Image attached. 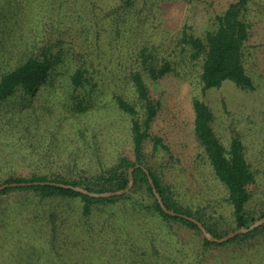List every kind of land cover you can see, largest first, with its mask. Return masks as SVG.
Instances as JSON below:
<instances>
[{"label": "rangeland", "instance_id": "rangeland-1", "mask_svg": "<svg viewBox=\"0 0 264 264\" xmlns=\"http://www.w3.org/2000/svg\"><path fill=\"white\" fill-rule=\"evenodd\" d=\"M231 2L0 0V12L4 16L7 12V17L0 15L2 52L8 45L20 50L21 43L46 42L61 58L30 99L29 126L16 119L19 130L0 132V183L10 175L27 176L36 170L25 152H51L50 160L42 165L43 174L89 183L116 166L122 156L133 158L131 117L117 99L133 104L144 118V105L131 81V74L140 71L149 83L152 100L159 104L152 136L162 138L169 152L158 147L157 155L154 138L146 150L153 165L164 169L165 180L172 185L170 197L194 214L206 212L210 219L203 220L223 236L218 239L235 231L227 189L215 177L195 136L193 101L200 99L211 108L215 132L224 146L228 148L235 137L243 142L257 179L250 188L248 208L258 216L264 210V0H252L245 19L251 26L243 49V61L253 80L250 89L226 81L204 90L203 60L193 58L184 39L191 33L204 35ZM145 61L160 66L168 62L171 68L163 78L152 81L144 70ZM82 68L87 81L74 88L70 78ZM2 157L12 160L5 163ZM14 194L0 196V207L12 204L23 214L26 203ZM36 202L48 215L57 212L63 228L55 240L50 219L34 227L35 215L25 211L29 218L23 215L24 220L16 222L9 245L2 246L8 241L0 233V264H264V237L202 253L203 238L210 240L203 231L199 234L164 222L153 209L134 210L127 200L102 211L95 207L88 229L78 218L83 213L79 198ZM3 216L0 213V219ZM34 232L48 242L34 240Z\"/></svg>", "mask_w": 264, "mask_h": 264}, {"label": "trees", "instance_id": "trees-1", "mask_svg": "<svg viewBox=\"0 0 264 264\" xmlns=\"http://www.w3.org/2000/svg\"><path fill=\"white\" fill-rule=\"evenodd\" d=\"M251 1L234 0V2H231L227 6L225 11L218 13L214 17L212 28L204 35L195 36L191 33L184 38L186 44L189 45L193 52V58H201L203 60L201 82L204 90L219 87L226 81H231L243 89L253 87V80L247 73L243 61V49L251 35V26L245 20ZM11 8L12 6L9 7V10ZM0 15L7 17L6 10L5 16L4 12H0ZM42 20H40V25L44 24ZM21 44L23 48L20 50H16L9 45L7 48H4V52L0 50V132L8 131V133H13L19 130L21 126L17 125V120L29 126L28 122L32 118V112L29 111L31 109L30 99L37 89L48 81L52 70L61 60L56 55L57 53L53 51L54 48L51 44H47L46 42ZM170 68L171 66L168 62H165L162 66L151 64L147 61L144 62V70H146L152 81L163 78ZM70 81L74 88L84 86L87 81L86 71L83 68L76 70L71 76ZM131 81L139 101L144 105V118L140 117L139 111L133 104L128 103L123 98H118L117 103L121 110L131 117L133 158L122 156L116 166L97 174L93 177V181L89 183L83 179V181H80L43 174L42 165L44 160H50L51 152L47 151L43 154V152L32 151L30 155L25 152L23 155L31 157L30 161L34 162V165L37 167L36 170L27 176L10 175L3 179L0 186L13 183H26L27 185L9 186L0 191V196L11 192L19 196L21 195L23 205L26 203L24 210L35 215L33 216L34 227L40 225L39 222L47 224V219H50L53 233L56 235H53L55 240L58 231L63 228L64 224L57 217V212H50L48 215L47 211L41 210L36 199L79 198L83 203V213L82 217L79 216L78 218L79 221L83 222L82 226L85 229L90 227L87 223H89L95 207H99L100 210L98 211H102L105 206L116 205L127 200L134 210L148 212L153 209L164 222H173L180 227L184 226L194 229L197 233L202 234L201 228L194 221L186 219L181 215L197 219L203 222L204 227L209 233H212L217 238H222L221 234H217L213 230V227L203 220V218L207 221L210 219V216L206 212L201 216L194 214L189 207L179 205L174 198L170 197L172 185L166 182L164 169L153 165V159L149 160L146 150V144L150 139L154 138V150L157 155L158 150L155 148L158 147L169 152V148L163 139L158 136L153 137L151 133L159 104L152 100L149 83L145 80L142 72H133L131 74ZM193 108L195 115V136L205 151L215 177L227 189L228 200L233 208L235 230L248 228L255 221L264 217V210L256 216L248 208L252 198L250 188L256 183L257 179L255 171L252 169L245 155L243 142L240 138L235 137L228 148H226L215 132L213 126L214 116L211 108L200 99H194ZM34 154L38 155V157H33ZM7 159L9 161L12 160L11 157H2L5 163L9 162ZM132 168H134V185L127 194L112 197H93L73 189V187H83L92 193H108L124 190L129 185V175ZM150 179L153 180L154 187ZM50 183L67 185L69 187ZM95 185H101L102 188L94 189L93 186ZM154 188L161 196L165 206L180 215L173 216L163 210L155 196ZM25 211L22 214L20 208H15L12 204L4 205L3 208L0 207V213L5 214L0 219V233L4 234V238L7 237L5 239L8 241L7 244L2 245L3 247L12 242L9 239H12L14 236L16 222H19L18 220L23 221V215L25 218L28 217ZM44 226L45 224L43 223L41 227ZM75 227L77 226L75 225ZM256 237H264V224L247 233L237 234L223 242L210 241L207 238H203L202 249L204 250L202 253L209 249L211 252L217 247H232L234 244L238 246L252 243V239ZM26 239L25 242L29 241L28 236ZM39 239H42L44 242L47 240L43 235L38 238L37 232H34V240ZM34 244L37 245V242H34ZM20 247L22 245L15 247V249L18 250ZM33 251L38 252L36 250ZM146 256L147 254L144 257Z\"/></svg>", "mask_w": 264, "mask_h": 264}, {"label": "water", "instance_id": "water-1", "mask_svg": "<svg viewBox=\"0 0 264 264\" xmlns=\"http://www.w3.org/2000/svg\"><path fill=\"white\" fill-rule=\"evenodd\" d=\"M137 167H138V166H137ZM133 170H134V168H132V169L130 170V175H129L130 182H129L128 187L125 188L124 190L114 191V192H108V193H92V192L86 190L85 188L73 187V189L76 190V191H78V192H82V193H84V194H87V195H89V196H93V197H112V196L124 195V194H127V193L131 190V188L133 187V185H134ZM147 174H148V172H147ZM150 182H151V184H152L153 187H154V184H153V180H152V179H150ZM37 184H39V183H37ZM42 184H48V183H42ZM50 184H53V185H59V186H63V187H69V186H67V185L56 184V183H50ZM23 185H27V184H26V183H20V184H19V183L4 184V185H1V186H0V191L6 189V188L9 187V186H23ZM154 193H155V196H156V198L158 199L160 205L162 206L163 210H164L166 213H168V214H170V215H173V216L180 215V214H178V213H176V212H174V211H172V210H169V209L165 206V204H164V202H163L161 196L157 193V191H156L155 188H154ZM181 216H183V217L186 218V219H190V220L196 222V223L199 225V227L201 228V230L203 231V233H204V234H205L210 240H212V241H217V242H223V241H226V240H228V239H230V238H232V237H234V236H236L237 234H240V233H247L248 231L253 230V229H255V228H257V227H259V226H261V225L264 224V217H263L262 219L258 220L257 222H255L253 225H251V226L248 227V228H240V229H237V230H235L234 232H232L231 234H229L226 238L218 239V238H215V237L210 236V235L207 233L205 227H204L202 224H200L199 222H197L195 219L190 218V217L185 216V215H181Z\"/></svg>", "mask_w": 264, "mask_h": 264}]
</instances>
